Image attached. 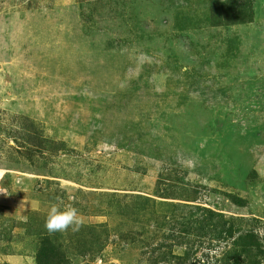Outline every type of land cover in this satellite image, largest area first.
Masks as SVG:
<instances>
[{"label": "rangeland", "instance_id": "1", "mask_svg": "<svg viewBox=\"0 0 264 264\" xmlns=\"http://www.w3.org/2000/svg\"><path fill=\"white\" fill-rule=\"evenodd\" d=\"M0 188V264H264V0H0Z\"/></svg>", "mask_w": 264, "mask_h": 264}, {"label": "clouds", "instance_id": "2", "mask_svg": "<svg viewBox=\"0 0 264 264\" xmlns=\"http://www.w3.org/2000/svg\"><path fill=\"white\" fill-rule=\"evenodd\" d=\"M19 183V181H17ZM0 192L7 191L0 188ZM81 225L78 210L74 207L60 208L56 205L50 207L44 227L49 234L64 233L69 230L78 231Z\"/></svg>", "mask_w": 264, "mask_h": 264}, {"label": "trees", "instance_id": "3", "mask_svg": "<svg viewBox=\"0 0 264 264\" xmlns=\"http://www.w3.org/2000/svg\"><path fill=\"white\" fill-rule=\"evenodd\" d=\"M229 230H232V227L228 226ZM239 231V230H238ZM239 233V232H238ZM254 235L252 233H245L242 236H239V244L238 242L234 243L235 248L239 246L238 250L241 254H246L251 252L250 250L255 247V241L253 240ZM236 251V249H235ZM247 256V255H245Z\"/></svg>", "mask_w": 264, "mask_h": 264}]
</instances>
